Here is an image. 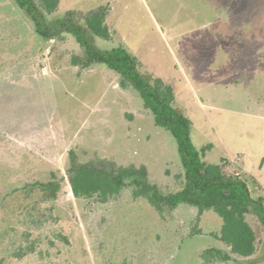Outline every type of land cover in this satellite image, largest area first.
Wrapping results in <instances>:
<instances>
[{
  "label": "rangeland",
  "instance_id": "obj_1",
  "mask_svg": "<svg viewBox=\"0 0 264 264\" xmlns=\"http://www.w3.org/2000/svg\"><path fill=\"white\" fill-rule=\"evenodd\" d=\"M4 1L0 164L5 173L0 184L47 181L51 172L62 178L57 199L37 205L52 207L57 224L47 217L35 234H49L56 225L69 239L62 248L70 264H198L203 250L223 248L211 235L222 225L213 212L197 217L182 205L162 220L128 192L102 205L73 197L66 174L70 150L82 163L144 165L153 183L174 192L181 189L182 174L176 144L154 126L135 92L118 87L115 73L71 63L83 55L70 34L43 41L26 27L23 13ZM223 1L60 0L49 22L67 12L78 19L106 6L111 39L97 40L99 46L123 47L144 75L172 87L175 108L192 123V144L197 149L212 145L204 161L245 181L264 208V54L259 59L264 4L230 0L225 6ZM31 200L39 202L38 195ZM246 221L256 236L254 255L220 264H264V223L253 213ZM195 228L198 235L182 236Z\"/></svg>",
  "mask_w": 264,
  "mask_h": 264
},
{
  "label": "trees",
  "instance_id": "obj_2",
  "mask_svg": "<svg viewBox=\"0 0 264 264\" xmlns=\"http://www.w3.org/2000/svg\"><path fill=\"white\" fill-rule=\"evenodd\" d=\"M5 1L23 13L26 27L29 25L43 41L50 42L64 37L63 34H70L83 55L82 58L72 57L71 63L81 69L104 66L115 73L119 77L118 87L135 92L151 113L154 126L168 133L176 144L182 174L181 189L174 192H163L153 183L144 165L120 166L102 161L97 164L82 163L70 150L66 174L73 197L102 205L116 201L128 192L131 199L146 202L162 220L171 212L181 209L182 205L195 210L197 217L213 212L222 220V225L219 232L211 235L223 248L203 250L198 264L227 263L233 257L253 256L256 236L246 221V215L253 213L264 223L262 204L252 199L245 181L226 176L219 164L204 161L205 153L212 145L197 149L192 144V123L175 108L176 97L172 87L159 78L144 75L140 62L123 47L105 50L99 46L97 40L109 42L111 39L106 23L108 8L100 6L78 19L75 12H67L49 22L60 0ZM261 1L264 4V0ZM229 2L224 0L222 3L226 6ZM52 26L58 27L56 32ZM259 48L261 59L264 44ZM3 136L0 134V137ZM3 167L1 165L0 174L4 179ZM49 176L47 181L21 180L13 184H0V264H70L62 248L70 244L67 235L56 225L49 234L39 233L45 227L47 217L57 224V219L52 216V207L43 210L37 208L38 203L55 201L61 190L62 178L53 172ZM33 195H38L39 202L31 203ZM15 200L19 201V205H11ZM6 213L12 216L6 219L3 216ZM36 231L39 232L35 234ZM199 233L200 230L195 228L187 236H182Z\"/></svg>",
  "mask_w": 264,
  "mask_h": 264
}]
</instances>
